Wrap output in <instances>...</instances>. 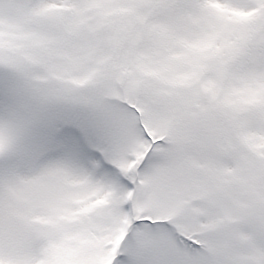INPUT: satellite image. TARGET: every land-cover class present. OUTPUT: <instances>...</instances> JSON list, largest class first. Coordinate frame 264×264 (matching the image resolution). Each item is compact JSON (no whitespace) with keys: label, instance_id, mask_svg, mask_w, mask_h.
I'll list each match as a JSON object with an SVG mask.
<instances>
[{"label":"snow or ice","instance_id":"snow-or-ice-1","mask_svg":"<svg viewBox=\"0 0 264 264\" xmlns=\"http://www.w3.org/2000/svg\"><path fill=\"white\" fill-rule=\"evenodd\" d=\"M0 264H264V0H0Z\"/></svg>","mask_w":264,"mask_h":264}]
</instances>
